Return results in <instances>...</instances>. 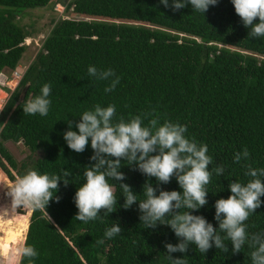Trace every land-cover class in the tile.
<instances>
[{"label":"trees","instance_id":"trees-1","mask_svg":"<svg viewBox=\"0 0 264 264\" xmlns=\"http://www.w3.org/2000/svg\"><path fill=\"white\" fill-rule=\"evenodd\" d=\"M57 2L78 18L54 23L0 112V168L11 182L29 170L73 172L67 185L59 182V199L50 200L46 212L32 210L24 243L39 256L20 264H171L164 245L177 238L166 225L143 228L138 202L125 209L118 194L120 206L109 216L101 210L95 221L75 218V192L84 182V167L93 163V150L90 145L81 153L71 150L63 132L69 120L74 125L97 104H114L117 118L125 120L140 115L145 124L157 119L186 125L189 138L208 146L213 167H225L224 176L213 175L207 186L208 204L194 212L218 226L214 205L231 194L229 182H246L249 164L264 167V38L248 37L231 0H218L205 16L191 6L175 11L160 0H0V71L17 68L26 51L31 34L19 22L23 13ZM90 65L115 71L120 82L114 91L104 90L110 81L89 77ZM45 83L52 86L49 114H24L23 103L39 95ZM8 142H22L30 154L18 162ZM245 148L249 159L234 163V154ZM120 170L123 183L142 199L149 178L135 166ZM151 183L157 194L180 190L175 177L167 184L155 178ZM255 211L246 222L250 232L264 230V204ZM116 222L121 234L106 239L105 230ZM228 248L201 254L190 245L186 253L172 255H186L187 264H251L247 247L237 253L230 243Z\"/></svg>","mask_w":264,"mask_h":264},{"label":"clouds","instance_id":"clouds-1","mask_svg":"<svg viewBox=\"0 0 264 264\" xmlns=\"http://www.w3.org/2000/svg\"><path fill=\"white\" fill-rule=\"evenodd\" d=\"M231 2L248 29V37L264 38V0ZM160 3L175 11L191 6L192 11L204 15L218 0H160ZM87 72L97 81H110L104 89L106 93L114 91L120 82V77L110 68L98 69L90 65ZM51 90V84L45 83L39 95L23 103V113L46 117L52 103ZM79 117L74 125L69 120L68 128L63 132V139L71 150L81 153L89 145L93 150L90 157L93 163L84 167V182L79 184L74 196L77 220L88 223L101 219L103 215L109 216L118 208L119 194L124 197L122 207L125 209L138 202L143 228L155 229L158 225L171 228L177 243L165 242L164 245L171 264H187L186 255L173 257L172 254L186 253L190 245L205 254L213 247L228 252L229 243L232 253L247 247L251 264H264V230L250 232L246 223L264 204L261 199L264 197V167L256 168L249 164L244 172L249 177L246 182H229L227 187L231 194L215 201L214 219L218 226L214 227L206 217L194 212L208 204L207 186L213 175L224 176L225 167L222 164L213 167L214 159L208 154V146L189 138L186 125L172 121L160 123L157 119L145 124L144 117L140 115L128 120L117 118L114 104L106 107L97 104ZM249 156L245 148L234 154L233 161L239 164L247 161ZM125 164L135 166L149 178L142 186V199L129 184L123 183L125 174L120 169ZM173 177L180 190L161 189L157 194L151 178H155L157 184H167ZM70 178H73L70 168L61 169L58 174L29 170L17 176L15 184L9 189L12 206L46 212L50 200L59 199L56 195L59 182L67 185ZM101 210H104L103 215ZM121 232V226L116 222L105 230L104 236L113 239ZM38 256L34 246L21 243L9 256V264H20L22 260L35 261Z\"/></svg>","mask_w":264,"mask_h":264},{"label":"rangeland","instance_id":"rangeland-1","mask_svg":"<svg viewBox=\"0 0 264 264\" xmlns=\"http://www.w3.org/2000/svg\"><path fill=\"white\" fill-rule=\"evenodd\" d=\"M57 4H61V3L57 2L56 4L48 5L49 7L47 6L45 8L37 7L34 9H29L25 11L21 16V18L19 19V22L31 34V37L25 40L24 44L27 48L22 56V59L19 62L20 65L19 67H22V69H25L30 65L35 55L42 48V44L45 38L47 37V35L49 34L51 28L53 27L54 23L64 18H78L77 16L69 12L71 11V9L69 11H65V9L62 10V8H59ZM6 147L18 162H21L30 154V152L24 147L22 142L19 143L8 142L6 143ZM9 182L11 184V187L15 184V182H11L10 180ZM27 211L28 208H23L22 206L16 207V212L19 214H25L27 213ZM30 211L32 214V209H30ZM30 217H29V222H30ZM2 257H3L2 252L0 250V264L2 263V261L5 260L4 257L3 259H1Z\"/></svg>","mask_w":264,"mask_h":264},{"label":"bare ground","instance_id":"bare-ground-1","mask_svg":"<svg viewBox=\"0 0 264 264\" xmlns=\"http://www.w3.org/2000/svg\"><path fill=\"white\" fill-rule=\"evenodd\" d=\"M10 188L9 180L0 169V250L5 259L1 264H9L12 251L24 243L31 214L30 209L25 214L16 212L12 206Z\"/></svg>","mask_w":264,"mask_h":264},{"label":"built area","instance_id":"built-area-1","mask_svg":"<svg viewBox=\"0 0 264 264\" xmlns=\"http://www.w3.org/2000/svg\"><path fill=\"white\" fill-rule=\"evenodd\" d=\"M68 1V0H67ZM59 8L65 9L64 5L57 4ZM15 69L4 68L0 71V112L4 108L11 94L17 89L23 79L27 68L19 67Z\"/></svg>","mask_w":264,"mask_h":264},{"label":"water","instance_id":"water-1","mask_svg":"<svg viewBox=\"0 0 264 264\" xmlns=\"http://www.w3.org/2000/svg\"><path fill=\"white\" fill-rule=\"evenodd\" d=\"M28 90V84L23 88L21 95H20V100L22 101L26 95V92Z\"/></svg>","mask_w":264,"mask_h":264}]
</instances>
